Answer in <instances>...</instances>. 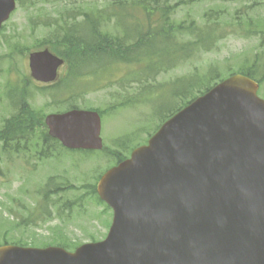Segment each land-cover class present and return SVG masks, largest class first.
<instances>
[{
  "label": "water",
  "instance_id": "95a60500",
  "mask_svg": "<svg viewBox=\"0 0 264 264\" xmlns=\"http://www.w3.org/2000/svg\"><path fill=\"white\" fill-rule=\"evenodd\" d=\"M0 0V26L15 8ZM63 61L28 56L30 75L56 79ZM241 74L178 111L131 158L106 171L97 193L113 210L104 240L74 252L0 246V264H264V98ZM67 148L100 149V117L72 109L45 117Z\"/></svg>",
  "mask_w": 264,
  "mask_h": 264
},
{
  "label": "rangeland",
  "instance_id": "374dc122",
  "mask_svg": "<svg viewBox=\"0 0 264 264\" xmlns=\"http://www.w3.org/2000/svg\"><path fill=\"white\" fill-rule=\"evenodd\" d=\"M170 1L177 4L179 18L190 13L201 20L209 9H220L223 16L230 19L246 11L255 18L264 17V0ZM30 27L25 8L16 7L0 30V125L2 118L14 111L6 97L8 88L22 85L24 79L31 80L27 57L45 30ZM259 42L258 35L249 32L246 25L243 30H229L210 51L175 61L174 66L159 73L148 86L136 87L134 83L121 81L119 76L127 73L126 66L105 73L102 77L106 83L95 77L81 79L84 91L72 101L79 108L101 112L100 135L106 151L88 155L62 152L41 161L34 150L3 154L0 159V244L44 247L65 243L72 249L82 243L102 240L108 231L112 210L98 203L92 190L100 173L114 161L108 154L117 151L127 155L146 143L148 135L160 123V116L152 105L154 97L146 95L149 90L153 96L157 92V107L162 112L174 103L178 107L180 99H172L169 89L159 91L160 88H168L177 78L203 74L209 69H216L221 77L237 72L254 60V55L260 51ZM114 81L122 84H113ZM27 90L28 102L38 118L64 110L68 93L59 97L58 104L54 92L41 94L32 84ZM134 91H140L141 102L119 107L118 104ZM257 93L264 96V82ZM49 177L52 180L48 188L45 184Z\"/></svg>",
  "mask_w": 264,
  "mask_h": 264
},
{
  "label": "trees",
  "instance_id": "16d2710c",
  "mask_svg": "<svg viewBox=\"0 0 264 264\" xmlns=\"http://www.w3.org/2000/svg\"><path fill=\"white\" fill-rule=\"evenodd\" d=\"M16 1L27 11L31 30L38 27L45 30L37 40V46L31 50L49 47L64 58L66 71L51 85L38 86L24 79L22 85L8 88L6 97L14 111L1 122L0 159L9 151L26 149H34L43 159L61 147L48 137L43 117L38 118L31 109L27 90L30 84L40 93L54 91L58 97L68 93L63 107L75 108L77 105L72 100L84 91L80 83L83 78H101L106 83L102 77L105 73L126 66L127 73L119 76L121 81L136 83L139 87L148 86L159 73L174 66L175 61L210 51L229 30H243L244 25L249 32L258 35L260 51L249 65L237 72L259 84L264 82V17L255 18L248 11L230 19L223 16L220 9H209L198 20L190 13L179 18L177 4L170 0ZM220 79L216 69H209L203 74L193 73L171 81V96L180 99V105L175 107L174 103L159 115L161 122ZM141 99L137 97L135 100L139 102ZM154 102L158 104V101ZM110 155L117 161L122 157L115 152ZM92 194L98 198L95 187ZM97 201L101 203L99 199ZM58 245L67 247L65 243Z\"/></svg>",
  "mask_w": 264,
  "mask_h": 264
}]
</instances>
